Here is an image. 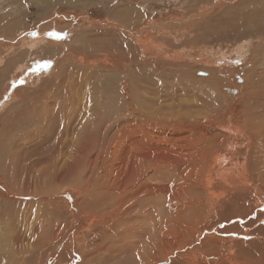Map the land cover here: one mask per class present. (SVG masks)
Here are the masks:
<instances>
[{"label":"bare ground","instance_id":"bare-ground-1","mask_svg":"<svg viewBox=\"0 0 264 264\" xmlns=\"http://www.w3.org/2000/svg\"><path fill=\"white\" fill-rule=\"evenodd\" d=\"M254 6L259 12L263 11L264 0H255ZM255 7L250 11L253 12ZM256 16L248 12L238 18L237 25L229 18L225 20V27L220 19L219 28L205 31V36L214 32L225 37V34H230L231 27H236L233 31L241 36L247 30L250 34L251 28H260L264 38V15ZM111 17L117 24L96 33L88 31L75 39L60 70L50 76L34 78L31 82L27 80L24 86H20L12 102L14 105H8L0 119V184L7 192V200L0 209V219L2 214L5 218L13 214L10 206L16 208L18 215L16 227L11 232L14 234L12 242L5 235L1 236L0 250L7 251V247L13 245L19 263L20 260L26 263L35 257L37 261L32 263L46 264L45 254L50 256L56 249L57 255L54 253L49 257L55 259L52 264H70L74 257L84 261L100 258L98 251H93V255L88 251L89 258H85L84 247L93 238H102L101 245L96 247L100 250L117 234L128 231L131 236L124 238L127 243L123 251L130 250V253L132 250L131 253L134 252L140 259L139 264L161 261H165L164 264H196L201 260L204 264H217L220 257L225 258L246 242L224 243L208 235L210 232L201 238V229L208 231L233 219V228L238 226L246 231V235L254 237L248 244L259 245L245 260L252 264H264V225L259 224L263 214H255L259 204L264 203V80L260 75L264 77L263 44L253 48L258 54L259 66L252 68L244 84L239 89L236 86L223 87L224 93L217 92L219 89L216 91V82L211 81L212 73L209 71L202 70L198 72L200 78H192L187 75L189 68L183 69V66L182 69L174 68L172 72H164L158 67V70L153 69L147 61L154 56L175 62L198 55L184 49L173 50L166 47L167 44H163L165 48L162 49L158 44L153 51L147 50L144 32H127L125 29L127 24L130 26L139 21L138 10L117 8ZM254 18L256 25L249 23ZM143 28L155 29L146 25ZM192 37L191 43H199L203 35L193 34ZM120 39H124L122 44ZM9 40L7 46L12 48L15 43H11L12 38ZM104 40L118 42L119 49L111 48L103 43ZM247 41L245 51H250L254 41ZM134 42L143 47L135 46ZM150 42L154 43L153 40ZM52 49L55 51V48ZM47 54L51 52L48 50ZM169 68L173 69L172 66ZM159 73L161 79L157 80ZM255 77L261 78V81H253ZM138 80L158 86L153 93L149 92L152 97L163 92L159 96L162 101L159 100L162 103L158 106L159 112L138 109L134 107V99L127 98L126 95L131 92L128 84ZM175 83L177 91L167 92ZM230 96L237 98L228 103ZM122 97L125 103L120 99ZM142 107L149 108L148 105ZM225 107L230 109L229 112L223 111ZM145 118L151 119L143 120ZM102 120L107 124H101ZM154 124L164 128L159 131ZM214 127L232 131L237 143L238 136L246 133L250 142L245 156L240 155L237 144L228 148V154L223 156L220 149L226 147H223V136H226L214 132ZM202 129L213 131V134L207 138ZM125 136L129 141L124 139ZM196 152L198 156H190ZM221 157L223 165L219 163ZM235 158L241 162L239 166L232 163ZM246 169L250 171L248 176L242 173ZM225 170L227 172L223 173ZM213 175H219L220 179L213 178ZM65 193L67 198L63 197ZM258 196L262 201L256 200ZM147 200L156 202L153 204L156 209L152 205L147 207ZM143 217L148 218L145 224L142 223ZM8 223L7 226H10ZM3 226L0 223V228ZM77 252L82 253L80 257L75 254ZM167 255L173 256L172 259ZM256 255L261 258L257 262L253 261ZM130 261L132 258L127 262Z\"/></svg>","mask_w":264,"mask_h":264},{"label":"rangeland","instance_id":"rangeland-1","mask_svg":"<svg viewBox=\"0 0 264 264\" xmlns=\"http://www.w3.org/2000/svg\"><path fill=\"white\" fill-rule=\"evenodd\" d=\"M243 1L244 0H77V1L76 0H73V1L72 0H0V57L3 58V61H1V63H0V70H1V72H0V77H1L0 78V82H1L0 83V95L3 92L6 93V94H2V96H1L2 98L0 97V116H1L0 119H2L3 114L6 111V109L10 105H12V104L14 105V103H12V102H14L13 100L15 97V93L18 91L20 86L21 87L24 86L27 83V80H29V82H31L34 80V78L35 79L41 78L42 75L43 76H50L52 72H56L57 70H60L61 66L65 65L66 60L68 59V55L66 52L74 45V41L77 37L81 36L84 33H87L88 31H92L95 33L100 32V30H103L104 28L108 27L111 24H117L115 21H113L115 18L111 17L112 13L117 8H124V7H130V8L132 7L133 9L139 11V13H140V17L138 18L139 21L133 22V25H130V26H129V24H127L128 28H125V29L127 30V32L133 31V30L144 32L143 39L146 41V44L149 45V46H147L145 44V48H147V50L153 51L154 49L157 48L158 44L161 45L160 49H162V48H165V46L167 44L168 46H166V47L172 48L173 50H180L181 51L182 49H184V51L186 50L185 52H189V53L195 52L198 55L196 57H192L191 59L186 58L185 59L186 61L184 59H181L180 61H175V62H172L171 60H169V61H166L164 59L161 60L160 58L158 59V57H156V56L151 57V59H153V60L150 59L147 62L152 64V67L154 70H158V68L160 70V68H161V70L164 72L165 71L166 72L167 71L172 72L175 69H182L183 67H184L183 69L189 68L190 71L187 73V75L190 74L189 76H191L192 78L194 76L200 78V75L198 72H202V70H204L203 72L209 71L210 73H212L211 81L214 83L216 82L215 83V85L217 86L216 91L219 89L217 92H223V90H222L223 87L232 88V87L236 86L235 88L239 89V87L241 85H243L244 82L246 81V77L248 78V75L251 74L252 68L259 66V62H258L259 60L257 57L258 54H257L256 50H254L253 48L261 47L262 44H263V46L261 48H264V38L261 35L262 31H260V28H256V29L251 28L250 30H252L251 32H253V33L250 32V34H249V30H247L244 32L243 36H241V34L237 35V33L235 31H233L234 29H236V27H231V29H230L231 35L229 33L225 34L227 37H228V35H229V37L231 36L230 38L228 37L229 39H227L226 36L223 37L220 35H215L214 32L213 33L211 32L207 36H205V31L212 30V29L214 30L215 28H219V27H217V24L221 21L220 19L223 20V26L225 27L227 24L225 22V20H230L229 18H231V20H234V25H237L239 22L238 18H240L241 16H244L245 14H248V12L258 15L256 17L264 15V10L259 12L257 10V8L254 6L255 0H245L244 2ZM241 2H243V3H241ZM247 2H249V3L247 4ZM228 6L230 7V10H229ZM235 6H237V7H235ZM243 6H245V7H243ZM252 7H255L253 9V12L250 11V9ZM245 12H247V13H245ZM118 21H121V20H118ZM199 21H200V23H198ZM249 23L256 25L257 24L256 18H254ZM167 24H168V26H167ZM145 25L146 26H153V27H155V29L154 28L149 29V30L144 29L143 26H145ZM159 26H160V28H159ZM173 29H175L177 32ZM166 30H168L167 32H169V33H167ZM188 30H189V32H188ZM174 31H175V34H174ZM255 31H256V33H255ZM8 32H9V34H8ZM165 33H167L168 35H166ZM199 33H201L203 35L202 40L199 43H191L190 41L193 39V37H192L193 34H199ZM159 34H161V35H159ZM105 35H107V33H105ZM233 35L235 38L233 37ZM214 36H215V38H214ZM167 37H169V38H167ZM232 37L234 38V40H236L235 43H234V40L232 39ZM10 38L13 39V40H11L12 41L11 43H15L12 48H8V46H7V44H8L7 42H10V40H9ZM26 38H27V40H26ZM86 38H87V35L84 37V40H86ZM170 38H172L173 40ZM257 38H258V40H257ZM106 39H108V38H106ZM165 39H166V41H165ZM168 39H169V41H168ZM88 40H92V38L88 37ZM150 40H153L154 43H151ZM247 40H249L250 42L254 41V42H252L253 45H252V48L250 51H245L247 49V46H248ZM158 41H160V43ZM71 42H73V43H71ZM115 42L116 41H114V43L113 42L108 43L105 40L103 41V43L109 44V46L111 48L118 50L119 47H117V44H119V43L118 42L115 43ZM119 42H121V44H122L124 42V39H120ZM201 42H203V43H201ZM134 43H135V46L138 45L140 47H143L142 45H139L136 42H134ZM217 43L221 44V45H218ZM233 44H234V46H233ZM51 45H52V48H55V51H54V49L51 48ZM59 46H61V47H59ZM114 46H115V48H114ZM152 46H153V49H151ZM170 46H172V47H170ZM190 46H191V48H190ZM221 48H223V49H221ZM50 49L52 51H50ZM258 49H260V48H258ZM48 50H49V52H51V54H50L51 56L47 54ZM243 51H245L246 53ZM40 52H42V53H40ZM119 52L121 53V50ZM52 54H53V56H52ZM199 55H201V56H199ZM206 58H209V59H206ZM252 59H254L255 61ZM197 62H200V63H197ZM205 63L207 65H204ZM252 65H254V66H252ZM171 66L173 67V69L169 68ZM181 66H183V67L181 68ZM185 66H186V68H185ZM201 66H202V69H201ZM216 67L219 70L216 69ZM2 72H4V75H2L3 74ZM124 75H128V74H124ZM226 75L228 77H224ZM260 75H261L262 80H264V77L262 76V74H260ZM130 76H132V75H129L128 77H130ZM256 76H258V74H256ZM126 78H127V76H126ZM261 78L258 79L257 77H255V79L253 81H256L257 83H259V81H261ZM156 79L157 80L161 79L160 73L157 74ZM127 80H129V78H127ZM138 81H135V82L133 81V83H135V84L129 82L130 84H128V87L131 88L130 90L132 93L129 92L128 95H126L127 98L131 97L132 99H134V101L136 103V106H134V107H136L138 109H142V110H152L153 109L154 111L159 112L158 106L160 104L162 105V103H161L162 101L160 100L159 96L162 95L163 92L160 91L158 94H155L152 97V95L150 93H153L154 88L158 87V86L150 84V83H144L143 81H140V80H138ZM38 83L41 84L39 81H38ZM141 85H142V87H141ZM175 85H176V83L172 86V88L167 89V92H169V93H171L172 91L176 92L177 89H176ZM149 87H150V89H149ZM159 88H163V87H159ZM172 89H174V90H172ZM263 92H264V89H263ZM142 93H144V94H142ZM235 98H237V96L234 98H232L231 96H230V98L228 97L227 98L229 100L228 103H230V100L232 101ZM120 99H123L124 103H125V98L122 97ZM151 101H153L154 104ZM197 104L199 105L200 103L197 102ZM145 105H148L149 108L145 109L142 107ZM101 109H103V106ZM229 110L230 109H227L226 107L223 108V111L229 112ZM162 111H163V109L161 107L160 113H162ZM11 112H13V111H11ZM147 119H151V118H145L143 120H147ZM152 120H155V119H152ZM100 123L103 125H105V123L107 124V122H105L103 120L100 121ZM142 128H143V126H142ZM154 128H157L160 131V129L164 128V127H158L154 124ZM205 130L206 129H202V134H205L207 136V138H210L209 136L213 134V131L206 130L209 133L207 135V132ZM173 131H175V130L173 129ZM214 132L222 133L223 135L225 134V136H226V137L223 136V138H224L223 139V147H225V146L226 147L223 150H222V148L220 149V151L223 153V156L225 154H228V148L230 149V147L232 148V146H234L236 144H237V149L239 150L240 155L245 156L244 153H246L247 146L250 142L246 133L238 136L239 142L237 143L235 141L234 134L231 133L232 131L229 132V130L226 128H224L223 130H220L217 127H214ZM199 134H201V133H199ZM199 134H197V135L195 134L194 136L199 137ZM139 135L140 134L138 133V136ZM127 136H128V134H127ZM140 136L143 138V135H140ZM124 139L126 141L127 140L129 141L128 137H126V136ZM145 139L147 141H150L147 138H145ZM241 140H243V141H241ZM230 142L232 145L230 144ZM196 155L198 156L197 152H196V154L193 153L190 156L196 157ZM191 157L189 158L190 160H191ZM222 158L223 157H221L219 159L220 162H219V160L217 161V164L219 162L220 164L223 165L224 159H222ZM232 163L235 166H237V165L239 166L241 164V162H238V160H236V158L232 161ZM215 167H216V164H215ZM224 172L226 173L227 170L223 171V173ZM242 173L244 176H246V175L248 176L250 171H249V169H246V172H242ZM212 177L217 179V180L220 179L219 175H216V176L213 175ZM245 189H247V188H245ZM8 192H9V195L12 194V192L10 190ZM6 193L7 192H5L3 189V185L0 184V204H2V205H0V209L3 207V204H4L3 202H5V199L7 200ZM252 193H254V192H252ZM63 197L64 198L66 197V193H65V195L63 194ZM44 200L46 201L48 199H44ZM256 200L262 201V199H259V196L257 197ZM153 204L155 205L156 202H153L152 200H147V202H146L147 207H151V205H152L153 208L156 209L157 206H154ZM259 205L261 207L258 206L255 209V214L256 213L263 214V217L261 218V221L259 224L262 223V225H264V203H261ZM9 208H13V214L8 218H5L4 215L2 214L3 217L1 215V219H0L1 222L0 223L3 226L4 224L9 222L8 225H10V226H7V224H6V227H5L6 229L4 228V226L0 228V233H1L0 237L5 235L7 240L9 239L10 242H12L14 234L11 232H12V228L14 229L16 227L15 221L17 220L18 215H17V210L14 206H12V207L10 206ZM69 209L71 211L74 210V208H72V209L69 208ZM15 216H16V218H15ZM2 220L4 223L2 222ZM147 221H148V218H146V217L142 218L143 224H145ZM233 221H234L233 219L227 223L225 221V222H223V225L219 224V225H217L218 227L215 226L214 228H211L208 231L207 230L204 231L203 228L201 229V231H203V232H201L202 233L201 238H204V236L210 232V234H208V235L214 236L216 239L224 241V243H225V241H228L230 244L235 243V241L236 242H238V241H245L246 242L242 246L241 245H239V247L237 246L235 248L236 250L234 249L233 252H229L225 258L220 257V259L222 258L220 264H227V262H228V264H230V263L231 264H240V263L242 264V263L248 262L245 260V258H248V256L249 257L251 256V250H253L255 247L259 248V245L255 244V243L252 245L248 244V243H250V241H252L254 239V237L246 235V231H243L242 228H240L238 226H237V229L233 228L234 224H235ZM239 226H241V225H239ZM143 227H144V225H142V228ZM7 228L8 229L10 228L11 230L10 229L8 230ZM1 230H2V232H1ZM125 233L117 234V236H115L111 239L110 243L107 244V242H106L107 245L103 244L102 247L100 248V250L97 249L96 247H98L99 244L101 245L102 238H100V237L93 238V240L84 247L85 258H89L88 257L89 252H91V253H89L90 255H93L94 252L97 253V251L99 252L98 257H100V258L96 259V260L89 258L88 260L84 261L82 259H79L78 257H74L72 259V261H70V264H90V263L91 264H105V263L106 264H134V263L139 264L140 259L138 258V256L136 258V255H134L135 254L134 252H133V254L131 253L132 250L130 253H128L130 250L126 251V252L123 251V246L125 243H127V240H125L126 236H127V238L129 236H131V234L128 231H126ZM203 234H205V235H203ZM239 235L240 236L242 235V236L240 237ZM67 238H69V236ZM247 238H249V239H247ZM10 246H11L12 250L10 249ZM10 246L7 247V251H5V250L1 251L0 250V260L5 258L4 260H2V261H4L3 263L0 261V264H13V263L18 264L19 263L16 254L13 252V251L16 252V249L15 248L13 249V245H10ZM240 246L244 249H248L249 251L247 252L246 250L241 249ZM262 247H264V242L262 243ZM121 248H122V252H121ZM126 250H128V248H126ZM110 251H111V253H110ZM115 251L116 252L120 251V253L122 255H120V253L118 254V252H117V254H118L117 255ZM7 252L9 254H7ZM52 252L53 253L50 256H47V254H45V257H47L46 259H44L45 258L44 255L42 256V259L47 261L49 264H52L55 260L54 258L49 259V257H51L54 253H55V255H57L56 249L52 250ZM123 252H125L124 256H123ZM238 252H241L240 253L241 255ZM4 253H6V254L4 255ZM17 253H18V250H17ZM237 253H238V255H237ZM75 254H78V256L80 257V255L82 253L77 252ZM31 255H30V257H31ZM167 256L170 259H172V257H173L170 255H167ZM243 256H245V257H243ZM6 257H8V258H6ZM119 257H121L123 261ZM128 257H130V258H128ZM126 258L128 260H131V258H132V261L127 262L128 260ZM259 258H260V256L256 255L255 257H253V261L257 262V261H259ZM107 259H108V261H107ZM220 259L217 260V264L220 261ZM135 260L136 261L138 260V261L133 262ZM20 261H21V263H19V264H23V263L24 264H34V263H32V261L35 262L37 260L34 257L33 260L30 259L26 263H25V260H20ZM169 261L170 260H168V262ZM47 262H46V264H48ZM262 262L264 263V258L262 259ZM164 263H165V261H161V262L156 263V264H164ZM62 264H67V263H62ZM193 264H194V262H193ZM196 264H204V262L201 260V261H199V263H196ZM247 264H252V262H248Z\"/></svg>","mask_w":264,"mask_h":264}]
</instances>
